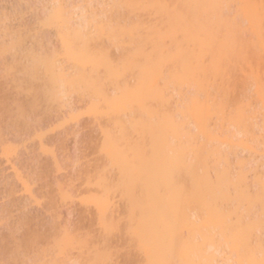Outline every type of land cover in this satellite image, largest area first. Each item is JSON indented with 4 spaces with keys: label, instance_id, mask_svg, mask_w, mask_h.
Here are the masks:
<instances>
[{
    "label": "bare ground",
    "instance_id": "1",
    "mask_svg": "<svg viewBox=\"0 0 264 264\" xmlns=\"http://www.w3.org/2000/svg\"><path fill=\"white\" fill-rule=\"evenodd\" d=\"M110 2L12 31L0 264H264V0Z\"/></svg>",
    "mask_w": 264,
    "mask_h": 264
},
{
    "label": "rangeland",
    "instance_id": "2",
    "mask_svg": "<svg viewBox=\"0 0 264 264\" xmlns=\"http://www.w3.org/2000/svg\"><path fill=\"white\" fill-rule=\"evenodd\" d=\"M60 1L63 2L62 4H64L63 5L64 7H67V9L68 8L71 9L70 10L71 13L75 11V10L72 11V7L76 6V8L78 7V9H79L78 10L79 13H80V11L82 9L81 15H82L83 11L85 13L84 14L85 16H90L92 14L94 15V13L95 14L97 13L96 14L97 15L96 18L98 16L101 17L103 15V12L105 14H107L106 12L107 11L109 12V7L107 5H105V4H109L110 1L113 2V0H60ZM110 4H112V3L110 2ZM44 6H46V8ZM55 6L56 5H54V0H0V161H1L2 158L3 159L7 158V156L3 154L2 147L8 144V142L10 140L9 136L11 135L10 134V130L8 131V127L6 126V124H7L6 120L8 119L6 117L7 116L6 113L7 114L9 113V111H6V110L9 109V106L7 107V104H8L7 99L11 97V94L9 92L10 91L9 89L11 87H9V89H7V86H9V85L6 83V81L12 80L11 76H9V78L7 77L9 75L8 72H9L10 67H11V66L9 67V65H10V63H13L12 61H14V60H12L13 58L10 57V53H11V56H12V52L8 51V45L10 43L9 40L11 39L10 37H11L12 31L13 32H20L21 28L19 30V27L21 25V27H22V31L21 32L22 33L29 32V31H32V30H33V32H37L40 29L37 26H35V25L36 24H38V25L40 24L41 25L40 21H38V20L39 19L41 20L42 17L46 18V16L48 18V15L45 16V14H47V13L50 14V12L53 13L51 9L53 7V10H54ZM56 7H58V5ZM93 8H94V11H96V12L93 11ZM107 8H108V10H107ZM43 9H44V11H43ZM101 9H103V10H101ZM104 9H106V10H104ZM49 10H51V11L49 12ZM85 11H87V12H85ZM42 12H43V14L45 12H47V13H45L44 16H43ZM100 12H102V14ZM77 14L78 13H76V15ZM41 15H42V17H39ZM93 15L90 16V17H93ZM37 16H38L39 19L37 18ZM33 18L34 19L36 18V19L34 20ZM44 19H42V20H44ZM32 20L34 21L35 24L33 23ZM36 20H37V22H35ZM40 25H39V27H40ZM42 26H41V28H43ZM27 28H29L30 30L28 31ZM36 28H38V29H36ZM23 29H25V30H23ZM16 30H19V31H16ZM16 34L18 35L19 33H15L14 35L16 36ZM20 35L21 34H19V36ZM29 35H30V33H29ZM13 36H12V38H13ZM24 39H26V37ZM28 39H30V38H28ZM12 40H14V38ZM52 40H54V38H52ZM6 74H8V75H6ZM6 77L8 78L7 80H6ZM10 86H11V84H10ZM6 92H9V94L6 93ZM5 107H7L8 109H6ZM3 159L1 161V163L3 164V167L0 166L1 168H4V165L6 163V160L3 163ZM2 164H0V165H2ZM0 172H1V170H0ZM1 175H2V172H1Z\"/></svg>",
    "mask_w": 264,
    "mask_h": 264
}]
</instances>
